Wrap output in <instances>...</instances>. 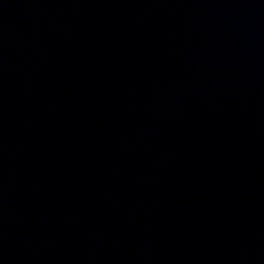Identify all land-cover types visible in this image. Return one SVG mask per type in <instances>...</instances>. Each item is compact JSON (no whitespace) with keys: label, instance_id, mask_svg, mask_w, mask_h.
I'll return each mask as SVG.
<instances>
[{"label":"water","instance_id":"95a60500","mask_svg":"<svg viewBox=\"0 0 264 264\" xmlns=\"http://www.w3.org/2000/svg\"><path fill=\"white\" fill-rule=\"evenodd\" d=\"M0 264H264V0H0Z\"/></svg>","mask_w":264,"mask_h":264}]
</instances>
